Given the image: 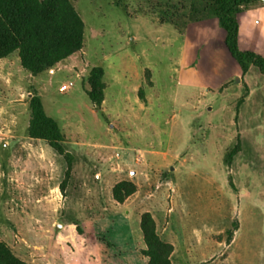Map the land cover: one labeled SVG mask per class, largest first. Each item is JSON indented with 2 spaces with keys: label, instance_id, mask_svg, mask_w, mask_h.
<instances>
[{
  "label": "rangeland",
  "instance_id": "374dc122",
  "mask_svg": "<svg viewBox=\"0 0 264 264\" xmlns=\"http://www.w3.org/2000/svg\"><path fill=\"white\" fill-rule=\"evenodd\" d=\"M71 1L81 51L36 76L18 52L0 61V240L30 264H148L149 211L175 264H264V74L248 73L256 94L238 104L249 89L207 0ZM32 92L65 134L69 172L27 133ZM122 180L137 189L119 203Z\"/></svg>",
  "mask_w": 264,
  "mask_h": 264
},
{
  "label": "trees",
  "instance_id": "16d2710c",
  "mask_svg": "<svg viewBox=\"0 0 264 264\" xmlns=\"http://www.w3.org/2000/svg\"><path fill=\"white\" fill-rule=\"evenodd\" d=\"M258 0H207L213 14L224 29V44L245 75L251 66L264 74V56L239 45L238 15L243 7ZM85 22L71 0H0V59L18 52L24 69L36 76L68 59L84 47ZM105 69L95 66L88 77L90 88L86 90L96 109L105 99ZM143 96V90H140ZM241 98L238 102H243ZM30 121L27 133L42 139L72 166L74 156L65 147V134L58 121L47 114L41 95L32 92L29 100ZM237 143L226 155L230 164L239 152ZM136 185L122 180L114 185L113 197L123 203L136 191ZM141 230L145 248L143 254L148 264H172L174 245L163 240L157 232L156 221L147 211L141 215ZM83 235L91 236L80 230ZM0 264H30L18 257L12 248L0 240Z\"/></svg>",
  "mask_w": 264,
  "mask_h": 264
},
{
  "label": "crops",
  "instance_id": "0c3cea01",
  "mask_svg": "<svg viewBox=\"0 0 264 264\" xmlns=\"http://www.w3.org/2000/svg\"><path fill=\"white\" fill-rule=\"evenodd\" d=\"M254 7L252 11H248L249 7L243 11H241L238 15L239 25H240V38H239V45L242 50H252L256 53L264 56V6H258L254 5L251 6ZM249 13H253V16H251ZM251 18H254L251 21ZM244 29V32L242 34V30ZM256 32L258 35H256ZM241 39V40H240ZM75 54L71 55L70 57H73ZM69 57V58H70ZM68 58V59H69ZM9 58H2L0 61L8 60ZM254 69V66H251L248 72L244 75V78H242V85H246L249 89L246 97L243 100V104L247 103L252 97L256 94V89L254 85L249 82L248 79V73ZM235 75L240 74V66L239 69H235L234 71ZM244 128L248 127H242V134L246 132ZM166 239L171 242L174 245V251L171 255L172 264H175L174 261L176 258V254L178 251L177 244L175 240L172 238L171 233H168L166 236Z\"/></svg>",
  "mask_w": 264,
  "mask_h": 264
},
{
  "label": "built area",
  "instance_id": "2783aa9c",
  "mask_svg": "<svg viewBox=\"0 0 264 264\" xmlns=\"http://www.w3.org/2000/svg\"><path fill=\"white\" fill-rule=\"evenodd\" d=\"M69 85H73V83L71 82ZM63 87H67V85H64Z\"/></svg>",
  "mask_w": 264,
  "mask_h": 264
}]
</instances>
